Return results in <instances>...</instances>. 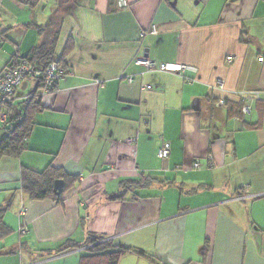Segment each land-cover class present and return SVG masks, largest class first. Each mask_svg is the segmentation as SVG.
Masks as SVG:
<instances>
[{"label": "crops", "instance_id": "0c3cea01", "mask_svg": "<svg viewBox=\"0 0 264 264\" xmlns=\"http://www.w3.org/2000/svg\"><path fill=\"white\" fill-rule=\"evenodd\" d=\"M63 1L0 0V74ZM69 2L54 50L65 77L0 160V264H78L89 233L149 256L117 264H264V0ZM144 54L195 71H148L133 63ZM48 166L69 183L59 201L30 199L21 168Z\"/></svg>", "mask_w": 264, "mask_h": 264}, {"label": "trees", "instance_id": "16d2710c", "mask_svg": "<svg viewBox=\"0 0 264 264\" xmlns=\"http://www.w3.org/2000/svg\"><path fill=\"white\" fill-rule=\"evenodd\" d=\"M70 0H64L63 2ZM63 3V4H64ZM115 1L110 0L114 5ZM62 13H55L41 26H37L40 34V42L24 56L27 61L42 74L48 63L52 60L63 64L62 58L55 53V44L58 39L59 25ZM43 76H40L27 98L17 100L10 106H0V113L6 115L4 122H0V160L3 157H18L24 149L33 124V115L40 109L38 91L42 85ZM242 106V105H241ZM241 108V107H240ZM241 114V113H240ZM61 169L52 167L45 168L42 172L32 171L25 167L21 168L19 182L20 190L26 193L32 200L52 198L59 201V197L53 193V182L56 179H64ZM64 181V180H63ZM66 183L67 178L65 180ZM64 182V183H65ZM137 181L124 182L125 189ZM122 194L113 196L111 199H121ZM4 208L0 207V239L9 234L10 229L3 221ZM68 245V244H66ZM66 248L60 249L63 251ZM80 249L78 264H117L119 258L134 251L144 258H149L142 249H131L122 245L114 244L113 240L103 235L89 233L83 244L74 246ZM153 261H156L154 258Z\"/></svg>", "mask_w": 264, "mask_h": 264}, {"label": "built area", "instance_id": "2783aa9c", "mask_svg": "<svg viewBox=\"0 0 264 264\" xmlns=\"http://www.w3.org/2000/svg\"><path fill=\"white\" fill-rule=\"evenodd\" d=\"M118 8H124L128 5L127 0H115ZM154 32V28L152 27ZM233 56H228L229 62L233 61ZM262 60V58H258ZM133 63L136 65L144 66L148 71H162L182 74L186 70L195 71L193 66L186 64H180L176 62H156L149 60L146 57H135ZM66 69L63 64L52 60L48 63L42 74L36 68H34L26 59V57H18L15 62L7 65L0 74V106H10L17 100L25 99L29 96L33 86H35L36 80L43 76L41 88L38 91V96L42 97L45 94L52 92L58 82L65 77ZM132 78L127 79L131 82ZM33 83L30 91H28L29 83ZM24 85V87H23ZM152 87L146 85V88ZM255 98H258L256 96ZM245 101V100H244ZM240 113L243 117L248 116L251 113V105L248 102H243ZM6 119L5 113H0V122H4ZM170 152V145L164 143L157 151V157L159 159H165ZM193 167H198V162H193ZM25 229H20V233H25Z\"/></svg>", "mask_w": 264, "mask_h": 264}, {"label": "water", "instance_id": "95a60500", "mask_svg": "<svg viewBox=\"0 0 264 264\" xmlns=\"http://www.w3.org/2000/svg\"><path fill=\"white\" fill-rule=\"evenodd\" d=\"M144 57H146V54H144ZM23 87H24V85H23ZM63 187H64V181L62 179L54 180V182H53V193L56 196H59L63 191Z\"/></svg>", "mask_w": 264, "mask_h": 264}, {"label": "rangeland", "instance_id": "374dc122", "mask_svg": "<svg viewBox=\"0 0 264 264\" xmlns=\"http://www.w3.org/2000/svg\"><path fill=\"white\" fill-rule=\"evenodd\" d=\"M73 1H76V0H73ZM65 7H66V9H68V8L70 7V2L67 1L64 5L59 6V7H58V11H60V13H61V11L64 10ZM55 9H57V7H55ZM31 87H32V84H31V82H30V83H29L28 90H30ZM0 134H1V133H0ZM2 205H3V204H2ZM2 205H0V207H1ZM7 207H9V204H8V206H4V207H2V208H4V210H5Z\"/></svg>", "mask_w": 264, "mask_h": 264}]
</instances>
